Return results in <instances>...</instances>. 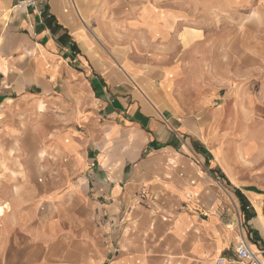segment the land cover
<instances>
[{
	"label": "crops",
	"instance_id": "crops-1",
	"mask_svg": "<svg viewBox=\"0 0 264 264\" xmlns=\"http://www.w3.org/2000/svg\"><path fill=\"white\" fill-rule=\"evenodd\" d=\"M135 6L45 0L18 9L0 0V122L7 115L11 123L0 154L6 142L20 157L48 154L66 176L62 194L48 200L39 237L8 231L0 220L7 255L0 264H218L212 258L233 255L239 238L264 248V141L247 133L258 115L240 104L236 131L224 105L204 117L180 114L169 90L181 56L143 69L113 51V20L146 30L143 16L155 11ZM253 63L262 69L261 60ZM219 177L246 199L247 232L242 220L225 219ZM59 249L65 255L57 261Z\"/></svg>",
	"mask_w": 264,
	"mask_h": 264
},
{
	"label": "rangeland",
	"instance_id": "rangeland-1",
	"mask_svg": "<svg viewBox=\"0 0 264 264\" xmlns=\"http://www.w3.org/2000/svg\"><path fill=\"white\" fill-rule=\"evenodd\" d=\"M133 2L135 7L139 8L144 3L158 12L149 11L143 16L146 30H130L113 20V51L123 52L132 65L143 69L164 66L166 63L158 60L168 62L174 60V56L177 60L181 56L184 63L177 65L182 68V73L169 90V97L179 113L202 115L204 112L200 116L204 117L224 105L227 118L236 120L237 131L242 129V114L237 108L242 103H249L254 114L258 115L256 118H259V123L247 128V133L264 141V0ZM167 16L173 24H168ZM160 55L162 58H159ZM255 57L257 61L261 60L262 69L254 65ZM122 71L126 73L123 68ZM1 118L3 116L0 115ZM4 119L6 121L0 122V136L11 126L9 116H4ZM5 134L7 139L8 132ZM1 145L3 146L0 143ZM6 147L7 153L0 154V164L4 162L5 165H0V182L4 184L0 189V211L4 212L2 217L6 216L0 217V220L8 225V231L29 232L32 236L39 237L48 228L43 216L49 199L63 191L66 176L60 173L58 167L63 162L60 159H50L48 154H42L41 158L40 154L37 158L30 157L29 154H21L20 157L19 154L10 152L11 145L7 142L4 149ZM16 155L20 157H17V161L14 159ZM261 162L264 166V158ZM203 167L207 168L206 165ZM240 176L244 180L250 177L245 172ZM214 186L228 204L225 219L235 223L242 220L243 230L247 232L241 211L242 203L234 196L232 187L222 177L215 181ZM5 205L8 206L7 210L3 209ZM246 212L249 213L250 210ZM76 231L77 228L74 232ZM239 240L240 238L235 240L230 249L234 244L237 246ZM62 251L63 249L58 250L55 260L59 261L64 257ZM230 254L225 253L219 259H224L225 262V259L231 257L236 264H241L235 254ZM3 257L7 255L0 253V260ZM39 257L43 259L45 256ZM217 258L214 256L212 262L217 263Z\"/></svg>",
	"mask_w": 264,
	"mask_h": 264
},
{
	"label": "built area",
	"instance_id": "built-area-1",
	"mask_svg": "<svg viewBox=\"0 0 264 264\" xmlns=\"http://www.w3.org/2000/svg\"><path fill=\"white\" fill-rule=\"evenodd\" d=\"M45 0H14V7L18 9H37ZM234 254L241 264H264L260 256L264 257V248L254 251L250 248L246 240H241L234 248ZM260 255V256H259ZM224 259H219L218 264H222Z\"/></svg>",
	"mask_w": 264,
	"mask_h": 264
},
{
	"label": "trees",
	"instance_id": "trees-1",
	"mask_svg": "<svg viewBox=\"0 0 264 264\" xmlns=\"http://www.w3.org/2000/svg\"><path fill=\"white\" fill-rule=\"evenodd\" d=\"M235 196L242 203L241 211L243 212V214L245 215V217L247 219L250 218L251 215L248 212H246L247 211L248 203H247L246 199L244 198V196L238 190L235 191Z\"/></svg>",
	"mask_w": 264,
	"mask_h": 264
},
{
	"label": "bare ground",
	"instance_id": "bare-ground-1",
	"mask_svg": "<svg viewBox=\"0 0 264 264\" xmlns=\"http://www.w3.org/2000/svg\"><path fill=\"white\" fill-rule=\"evenodd\" d=\"M41 155V154H40ZM3 156V155H2ZM17 157H18V155H16L15 157H14V159L17 161ZM41 157V156H40ZM13 160V159H12ZM14 161V160H13ZM18 163V162H17ZM0 165H2V166H5L4 165V162L3 163H1ZM3 209L5 210H7L8 209V206L7 205H5V206H3ZM4 215V212H1L0 211V217H2ZM254 249V248H253Z\"/></svg>",
	"mask_w": 264,
	"mask_h": 264
}]
</instances>
